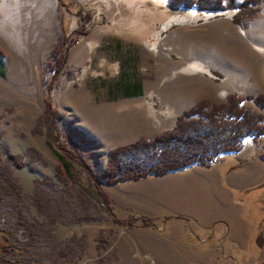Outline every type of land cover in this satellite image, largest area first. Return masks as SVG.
<instances>
[{"label":"rangeland","instance_id":"374dc122","mask_svg":"<svg viewBox=\"0 0 264 264\" xmlns=\"http://www.w3.org/2000/svg\"><path fill=\"white\" fill-rule=\"evenodd\" d=\"M232 1L238 5L242 0ZM173 2L0 0V226L11 231L17 246L24 249L19 255L10 254L12 260L30 264H264V215L254 206L247 208L246 216L253 220L255 231L251 234V228L249 240L243 243L228 239L220 224L197 229L180 216L165 223L164 217H153L152 206H147L146 181L103 182L106 201L73 157L83 158L96 174L102 173L112 148L171 130L180 115L160 113V99L151 91L140 101L116 105L117 110L147 107L145 117L150 123L137 134L106 131L96 123L97 116L115 112V103L100 96L106 90L105 81L118 77L121 69L120 59L103 55L109 50H103V42L117 40L122 46L137 48L138 76L148 81L151 90L158 78L162 77L163 88L168 79L181 73L174 80L183 86L196 84L199 95H206L198 101L205 100L207 108L227 100L230 93L244 97L264 92V0H258L253 13L238 22L233 21L230 8L178 10ZM53 51L54 59L66 54L56 83L47 93ZM213 51L239 55L249 68L253 64L255 91L226 88L227 76L207 62ZM192 54V63H184L186 70L179 72L176 67ZM196 71L202 76L199 80L189 77ZM48 102L53 112L49 117ZM241 103L261 111L264 120V107L251 99ZM161 116L164 121L159 120ZM255 138L264 151V132ZM250 140L244 136L238 149L218 158L223 164L229 158L239 161L249 152ZM5 173L16 187L7 182ZM262 195L255 197L264 201ZM20 216L35 228L34 239L19 230ZM141 218L151 225H142ZM101 233L107 247L99 253L94 242Z\"/></svg>","mask_w":264,"mask_h":264},{"label":"crops","instance_id":"0c3cea01","mask_svg":"<svg viewBox=\"0 0 264 264\" xmlns=\"http://www.w3.org/2000/svg\"><path fill=\"white\" fill-rule=\"evenodd\" d=\"M102 44L103 50L109 49L103 53L105 57L113 56L121 62L119 76L105 81L106 90L100 96L101 99L115 103L108 104L114 105L115 112L103 113L94 119L106 131L123 130L124 135L133 136L143 127H147L150 123L145 117V114H148L147 107L145 110L138 107L117 110L116 105L125 100L140 101L151 91L160 99V113L178 115L191 108L198 100L206 98V95H199L196 84H177L178 80L174 79L181 73L173 80L168 79L167 84L163 86L164 90L161 87L162 77L158 78L156 86L151 90L148 81L138 76L140 68L136 59V55H139L137 48L122 46L117 40ZM114 53L117 54L113 55ZM199 55L201 56V53ZM193 57L195 56L192 54L190 60L179 63L176 69L179 72L186 70L185 64L192 63ZM237 58L227 51H213L207 57V62L227 76L224 80L226 88L237 90L239 93L254 92L258 86L255 78L256 67L252 64L249 68L245 62H240L241 56L238 55ZM190 76H196V80H199V76L202 77L199 71ZM160 119L164 121L162 116ZM250 138V150L241 155L239 161L227 158L228 161L223 164V160L219 158L210 167L193 162L178 170L132 182L148 183L147 206H152L153 217H164L166 223L167 220L180 216L193 223L197 229L213 228L215 224H220L228 239L243 243L249 240L251 228V234L255 231L252 227L253 220L246 216V210L251 206L254 190H264V151L257 144V138Z\"/></svg>","mask_w":264,"mask_h":264},{"label":"trees","instance_id":"16d2710c","mask_svg":"<svg viewBox=\"0 0 264 264\" xmlns=\"http://www.w3.org/2000/svg\"><path fill=\"white\" fill-rule=\"evenodd\" d=\"M174 8L184 10L196 8L200 10H216L230 8L234 10L233 21L238 22L242 17L251 15L258 0H242L238 5L232 4V0H173ZM87 15V14H86ZM89 17H84V20ZM78 33L83 32L78 29ZM55 52L51 54L54 62H49L52 77L47 86V93L53 89L57 74L65 60L66 52L55 58ZM3 53L0 49V57ZM251 99L254 104L264 107V92L255 96L246 94L240 97L236 93H230L228 99L214 103L207 108L205 100L198 101L191 109L178 116L177 124L170 130L164 131L151 138L142 137L136 141L119 145L109 151L108 160L102 173L96 174L93 168L81 157L73 155L88 173L100 195L107 201L108 195L101 190V184H118L151 177L166 171H174L193 162L208 165L212 156L219 157L221 153L239 148L240 140L246 135L256 137L264 132L263 113L245 108L241 101ZM47 117L53 114L50 102L47 103ZM50 114V115H49ZM219 159V158H218ZM5 179L16 187L9 174H4ZM63 179V178H62ZM112 214L111 207L108 208ZM114 218V217H113ZM117 221L119 219L115 218ZM142 225H151V221L141 218ZM120 221V220H119ZM17 226L25 237L34 239L36 234L32 224L21 216L17 218ZM14 235L9 230L0 226V264H30L23 260H12L9 255L23 252L18 247ZM107 239L103 234L95 238L96 249H106ZM34 264V263H33Z\"/></svg>","mask_w":264,"mask_h":264},{"label":"water","instance_id":"95a60500","mask_svg":"<svg viewBox=\"0 0 264 264\" xmlns=\"http://www.w3.org/2000/svg\"><path fill=\"white\" fill-rule=\"evenodd\" d=\"M264 190H262V189H256V190H254V195H253V198L251 199V201H250V204H251V206H254L255 207V209L258 211V212H260V214L261 215H264V201L262 200V199H256V197H255V195H257V193H263V195L261 196L262 198H264V192H263Z\"/></svg>","mask_w":264,"mask_h":264},{"label":"built area","instance_id":"2783aa9c","mask_svg":"<svg viewBox=\"0 0 264 264\" xmlns=\"http://www.w3.org/2000/svg\"><path fill=\"white\" fill-rule=\"evenodd\" d=\"M218 160V156L214 155L212 158L209 160L210 164H212L214 161Z\"/></svg>","mask_w":264,"mask_h":264}]
</instances>
